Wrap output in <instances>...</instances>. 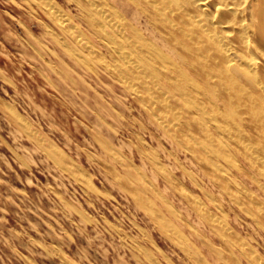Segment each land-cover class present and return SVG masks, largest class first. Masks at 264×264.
Listing matches in <instances>:
<instances>
[{
	"label": "rangeland",
	"instance_id": "374dc122",
	"mask_svg": "<svg viewBox=\"0 0 264 264\" xmlns=\"http://www.w3.org/2000/svg\"><path fill=\"white\" fill-rule=\"evenodd\" d=\"M99 1L146 76L115 73L80 1L0 0V264H264V176L178 91L228 108L140 0Z\"/></svg>",
	"mask_w": 264,
	"mask_h": 264
},
{
	"label": "bare ground",
	"instance_id": "6f19581e",
	"mask_svg": "<svg viewBox=\"0 0 264 264\" xmlns=\"http://www.w3.org/2000/svg\"><path fill=\"white\" fill-rule=\"evenodd\" d=\"M77 1L93 17L96 31L116 57L119 68H114L115 73L122 78L146 76L147 70L138 66L112 35L120 30L114 11L99 0ZM140 1L167 42L228 110L203 106L194 95L178 92L187 95L192 106L207 119L209 128L237 147L248 164L264 176V0ZM48 14L61 25L65 23L50 6ZM78 42L84 45L80 39ZM153 83L140 84L141 95L162 105V113L159 110L155 117L176 129L181 125L179 108L170 107L167 89ZM231 112L241 125H234ZM176 132L179 137H191L188 130ZM207 165L215 167L212 162Z\"/></svg>",
	"mask_w": 264,
	"mask_h": 264
}]
</instances>
